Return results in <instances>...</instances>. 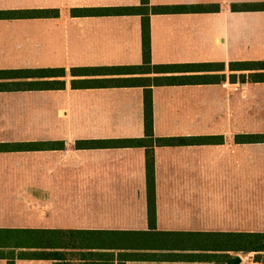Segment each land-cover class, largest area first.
I'll return each mask as SVG.
<instances>
[{
    "label": "crops",
    "instance_id": "crops-1",
    "mask_svg": "<svg viewBox=\"0 0 264 264\" xmlns=\"http://www.w3.org/2000/svg\"><path fill=\"white\" fill-rule=\"evenodd\" d=\"M262 3L150 0L168 8L149 14L152 64L181 68L133 74L120 68L143 65V14L73 11L142 0H0V11L58 12L0 19V70H66L6 80L52 88L0 91V143L22 145L0 151V264H56L29 256L44 239L72 264H264V252L225 247L264 233V140L246 137L264 135V81L230 68L264 61ZM148 77L183 78L150 86L155 138H216L153 145V189L146 145H78L146 138ZM127 78L144 80L95 83Z\"/></svg>",
    "mask_w": 264,
    "mask_h": 264
},
{
    "label": "trees",
    "instance_id": "trees-1",
    "mask_svg": "<svg viewBox=\"0 0 264 264\" xmlns=\"http://www.w3.org/2000/svg\"><path fill=\"white\" fill-rule=\"evenodd\" d=\"M256 7L264 9V3L256 5ZM235 8H237L235 6ZM165 7H155L150 6V0H142V5L139 7H122V8H104V9H85V10H74V14H93V15H111V14H131L140 13L143 14V65L141 66H130L120 68L122 71H127L128 73H152V71L158 72L159 69H172L181 68L178 66H163V65H153L151 61V41H150V11L154 13L162 12L167 10ZM58 12L54 10H33V11H0V19L4 18H21L26 16H39L48 17L57 15ZM211 64L191 66V68H208ZM224 66V64H222ZM182 68H188V66H183ZM230 68L232 70H261L260 73H255L251 75V79L255 81H264V61H243V62H232L230 63ZM93 70H73V73L78 72H90ZM65 69H38V70H0V91L12 90L14 87H34V88H52L56 84V81H35V82H11L6 80H14L21 78H47L52 76H65ZM183 78L179 77H154L147 78V89H145V132L146 138L143 139H118L111 141H87L79 142L78 145H88V146H144L149 147L147 153V178L149 187L153 189L154 183V155L152 149H150L155 144L160 145H183L189 143H209L216 141L214 137H197V138H186V137H171V138H155L154 135V114H153V97L152 85H160L165 83H173L180 81ZM144 79L141 78H127V79H112V80H100L95 81L98 86H111L112 84H136L143 82ZM118 82V83H117ZM61 87L65 84L60 82ZM144 85V84H142ZM115 86V85H114ZM248 140H264V135H249L246 136ZM221 140V139H220ZM46 143L38 144L39 147H45ZM50 145V144H49ZM22 147L21 144L11 145L0 143V151L17 150V148ZM44 242H39L34 245H29L34 248H41L43 251H36L29 254L33 259H53L57 260L56 264H72L66 261L65 255L59 252L47 251L48 248H55L50 246L46 239ZM242 241V244L239 242ZM28 246V247H29ZM58 247V246H57ZM226 250H243L244 252H264V233H248L246 235H237L231 238V241H227L225 244ZM241 248V249H240ZM228 257V260L224 261V258ZM214 261L216 264H231L233 259L229 258L227 255H215ZM261 259L262 256H257ZM223 260V261H222ZM9 264H14L13 261H9Z\"/></svg>",
    "mask_w": 264,
    "mask_h": 264
},
{
    "label": "rangeland",
    "instance_id": "rangeland-1",
    "mask_svg": "<svg viewBox=\"0 0 264 264\" xmlns=\"http://www.w3.org/2000/svg\"><path fill=\"white\" fill-rule=\"evenodd\" d=\"M26 242L24 243L25 245H28L30 244V241L29 240H25Z\"/></svg>",
    "mask_w": 264,
    "mask_h": 264
}]
</instances>
